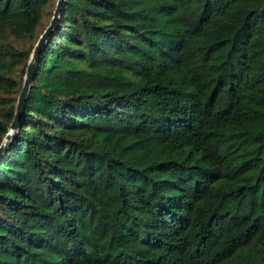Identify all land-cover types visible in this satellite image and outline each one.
I'll list each match as a JSON object with an SVG mask.
<instances>
[{"label": "trees", "instance_id": "1", "mask_svg": "<svg viewBox=\"0 0 264 264\" xmlns=\"http://www.w3.org/2000/svg\"><path fill=\"white\" fill-rule=\"evenodd\" d=\"M55 0H0V141ZM43 31V30H42ZM0 264H264V0H65L0 158Z\"/></svg>", "mask_w": 264, "mask_h": 264}, {"label": "water", "instance_id": "2", "mask_svg": "<svg viewBox=\"0 0 264 264\" xmlns=\"http://www.w3.org/2000/svg\"><path fill=\"white\" fill-rule=\"evenodd\" d=\"M64 1L65 0H55L54 8L51 12V16L49 18V21H48L47 25L45 26V28L43 29V31L38 36V38L36 39L32 49H31L30 55L28 57V60H27V63H26L25 69H24V74H23L20 90H19L17 97L15 99L12 119H11L10 123L8 124L6 131H5V133L1 139L0 143L7 140V141H9V143H8V145H9L11 140L16 135V133L20 127L21 119L23 117L26 97L28 95V92L30 90V87H31V84L33 81L34 71H35V67H36L38 59H39V55H40L42 49L44 48L45 44L50 39L52 32H53V30H54V28H55V26H56V24L60 18L61 9H62V6L64 4ZM8 145H7V147H8ZM7 147L4 149H0V158L3 155V153L5 152V150L7 149Z\"/></svg>", "mask_w": 264, "mask_h": 264}, {"label": "rangeland", "instance_id": "3", "mask_svg": "<svg viewBox=\"0 0 264 264\" xmlns=\"http://www.w3.org/2000/svg\"><path fill=\"white\" fill-rule=\"evenodd\" d=\"M54 8V3H50L49 5H47L44 9H43V15H42V25L39 27V29L36 31L37 32V36L42 32V30L45 28V26L47 25L49 18L51 16V12ZM9 44L12 48L16 49V50H24L26 48V46L28 45V43L26 42V40L24 41H19L16 40L12 37L6 36V35H0V45L1 44ZM14 76L15 78L22 83V77H20L19 75V69L14 71ZM21 86V84H20ZM20 90V89H19Z\"/></svg>", "mask_w": 264, "mask_h": 264}, {"label": "clouds", "instance_id": "4", "mask_svg": "<svg viewBox=\"0 0 264 264\" xmlns=\"http://www.w3.org/2000/svg\"><path fill=\"white\" fill-rule=\"evenodd\" d=\"M9 141L5 140L4 142L0 143V149H4L7 147Z\"/></svg>", "mask_w": 264, "mask_h": 264}]
</instances>
